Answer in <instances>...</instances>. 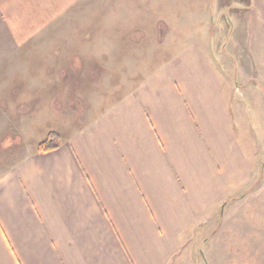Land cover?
<instances>
[{
    "label": "crops",
    "instance_id": "1",
    "mask_svg": "<svg viewBox=\"0 0 264 264\" xmlns=\"http://www.w3.org/2000/svg\"><path fill=\"white\" fill-rule=\"evenodd\" d=\"M226 1L212 7L218 16L236 7L225 13L237 17L228 36L207 25L206 39L186 43L57 149H34L0 174V264H181L196 226L235 194L252 185L261 207L264 167L253 166L232 95L241 83L264 95L260 60L250 73L241 58L264 47V0ZM26 6L36 0H0V35Z\"/></svg>",
    "mask_w": 264,
    "mask_h": 264
},
{
    "label": "rangeland",
    "instance_id": "2",
    "mask_svg": "<svg viewBox=\"0 0 264 264\" xmlns=\"http://www.w3.org/2000/svg\"><path fill=\"white\" fill-rule=\"evenodd\" d=\"M214 2L36 0V9L29 10L27 4L15 30L6 26L0 35V174L49 132L58 133L61 141L186 43L206 39L207 25L217 31L222 27V36H228L237 17L230 20L225 13L236 7L230 2L218 16ZM206 10L213 14L207 16ZM258 38L263 46L264 32ZM238 51L229 49L234 60ZM242 55L245 62L253 56L260 60L264 74V47L249 45ZM238 86L232 101L244 120L250 159L253 166L264 167V95H253L250 84ZM252 189L244 199L235 194L196 226L181 264H264V225L254 224L255 217L264 221V200L257 207Z\"/></svg>",
    "mask_w": 264,
    "mask_h": 264
},
{
    "label": "trees",
    "instance_id": "3",
    "mask_svg": "<svg viewBox=\"0 0 264 264\" xmlns=\"http://www.w3.org/2000/svg\"><path fill=\"white\" fill-rule=\"evenodd\" d=\"M58 137V133L54 131L49 132L45 138L37 144L35 151L38 153H45L57 149L60 146L59 141L57 142Z\"/></svg>",
    "mask_w": 264,
    "mask_h": 264
}]
</instances>
